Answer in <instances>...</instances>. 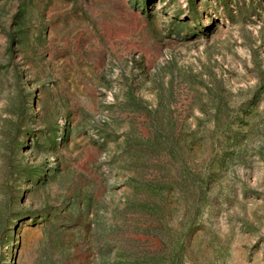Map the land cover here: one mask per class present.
<instances>
[{"label": "rangeland", "instance_id": "374dc122", "mask_svg": "<svg viewBox=\"0 0 264 264\" xmlns=\"http://www.w3.org/2000/svg\"><path fill=\"white\" fill-rule=\"evenodd\" d=\"M0 264H264V0H0Z\"/></svg>", "mask_w": 264, "mask_h": 264}]
</instances>
